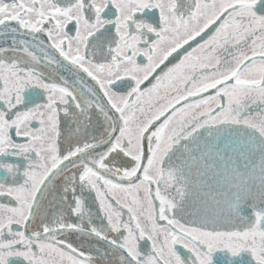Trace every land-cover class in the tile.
I'll use <instances>...</instances> for the list:
<instances>
[{
  "label": "snow or ice",
  "instance_id": "obj_1",
  "mask_svg": "<svg viewBox=\"0 0 264 264\" xmlns=\"http://www.w3.org/2000/svg\"><path fill=\"white\" fill-rule=\"evenodd\" d=\"M0 264H264V0H0Z\"/></svg>",
  "mask_w": 264,
  "mask_h": 264
}]
</instances>
